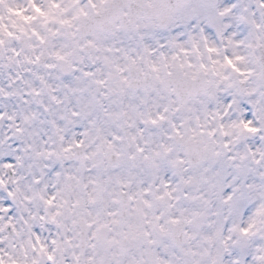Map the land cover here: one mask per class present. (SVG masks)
<instances>
[{
	"label": "snow or ice",
	"instance_id": "obj_1",
	"mask_svg": "<svg viewBox=\"0 0 264 264\" xmlns=\"http://www.w3.org/2000/svg\"><path fill=\"white\" fill-rule=\"evenodd\" d=\"M0 264H264V0H0Z\"/></svg>",
	"mask_w": 264,
	"mask_h": 264
}]
</instances>
